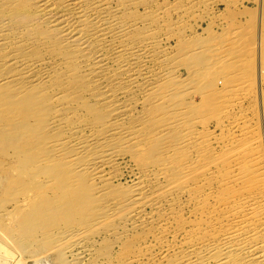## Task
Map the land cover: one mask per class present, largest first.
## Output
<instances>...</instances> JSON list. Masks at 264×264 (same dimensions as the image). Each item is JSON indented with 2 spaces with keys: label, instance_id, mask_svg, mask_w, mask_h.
Wrapping results in <instances>:
<instances>
[{
  "label": "bare ground",
  "instance_id": "6f19581e",
  "mask_svg": "<svg viewBox=\"0 0 264 264\" xmlns=\"http://www.w3.org/2000/svg\"><path fill=\"white\" fill-rule=\"evenodd\" d=\"M172 4L0 0V264L5 241L34 264H264V23L250 43L260 128L221 152L183 96L221 97L212 63L240 30L187 45L188 10ZM127 155L139 175L124 187L112 179ZM176 196L186 222L155 227L178 216Z\"/></svg>",
  "mask_w": 264,
  "mask_h": 264
},
{
  "label": "rangeland",
  "instance_id": "374dc122",
  "mask_svg": "<svg viewBox=\"0 0 264 264\" xmlns=\"http://www.w3.org/2000/svg\"><path fill=\"white\" fill-rule=\"evenodd\" d=\"M158 1L160 3L164 2V0ZM170 2L173 4L171 6L167 5V7L181 6L188 10L187 14H182L183 22H181V25L178 24L175 28L176 31H183L182 38L187 45L198 38V41L199 39L208 41L205 44L211 43L213 46H217L224 38H228L230 41L233 36L228 32L224 34L222 27H235L240 30L239 36L236 38L238 41L232 44L234 49L230 50L223 58H215L212 63L214 71L222 73L219 77H222L226 82L225 85L221 86L223 89L221 97L213 100L211 98L212 92L205 90L206 85L190 89L183 96L185 104L196 105L191 108V120L193 121V127L201 131L199 132V140L205 141L206 139V141L212 143L217 140L220 143V146L217 144V151L221 152L226 151L222 149L230 150L233 147L242 145L239 147L240 150L245 147L244 142H246L248 135L260 128L261 124L256 103V62L250 43L254 38L259 19L264 23V10L262 16H260L255 0H181L179 3L178 0H170ZM172 16L178 19L176 12H173ZM167 20H169L168 16ZM204 28L206 29L204 30ZM172 39L171 42L175 43L177 36L172 35ZM234 51H238V55L233 54ZM180 65L179 77L184 81L189 77V69L183 61ZM228 74L234 75L228 76ZM235 74H237L236 77ZM206 82L207 79H205V84ZM254 154L255 156L260 155L259 152ZM199 160L202 163L207 162L205 155L201 156ZM139 164L138 159L133 156L127 155L122 158L117 176L112 179L113 183L124 187L131 185L135 177L139 175ZM161 179L164 183L168 180L165 176H162ZM180 191L178 195H180ZM184 199L183 196L179 199L176 196V200L173 202V209L178 213L177 217L171 218L169 222L159 220L155 223V227L165 228L171 232L172 229H178L181 224L186 222L184 211H182L185 206ZM192 204L194 205V202ZM146 212L152 213L153 209L147 207ZM129 227L132 229L131 225ZM132 233L137 236L139 234L145 235L143 232L136 230ZM170 237L172 239V235ZM3 254H5V264H34L31 257L23 254L6 241L3 244Z\"/></svg>",
  "mask_w": 264,
  "mask_h": 264
}]
</instances>
